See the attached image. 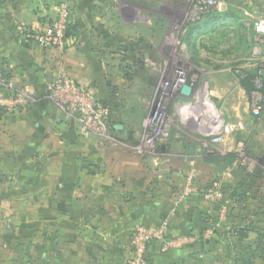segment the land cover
Listing matches in <instances>:
<instances>
[{
    "label": "rangeland",
    "instance_id": "374dc122",
    "mask_svg": "<svg viewBox=\"0 0 264 264\" xmlns=\"http://www.w3.org/2000/svg\"><path fill=\"white\" fill-rule=\"evenodd\" d=\"M1 3L8 7L7 0ZM27 3L56 12L44 33L55 30L63 19L65 37L61 44L34 40L59 57L45 68L49 95L46 91L42 98L26 80L15 83L12 78L6 81L14 91L5 87L0 91L17 97L12 105L0 107V264H60L57 249L75 233L74 219L68 221L75 211L59 207L53 198L59 193L49 192V169L58 175L67 153L140 152L153 173L148 186L162 188L169 180L175 182L173 174L165 173L172 161L164 152L171 150L181 105L192 106L194 123L222 125L216 130L221 141L204 136L205 125L194 130L190 159L183 161L179 182L186 183L194 170L196 190L185 195L181 205L193 197L204 200L200 208L212 209L209 218L218 225L216 236L204 232L214 249L195 253L185 264H264V205L257 215L249 191L252 185L264 189V173L259 177L254 168L255 140L239 142L255 132L264 146V106L256 115L250 94L241 86L244 72L257 73L264 66V38L257 32L264 19V0ZM216 16L223 19L210 32L190 37L192 26ZM184 85L191 88L189 95L182 92ZM209 109L216 115L211 116ZM56 119L67 123L69 130L61 132ZM241 120L246 128L236 131L234 125ZM228 148L233 151H225ZM230 153L237 155L231 164L218 160ZM238 189L247 192L245 199L233 195Z\"/></svg>",
    "mask_w": 264,
    "mask_h": 264
},
{
    "label": "crops",
    "instance_id": "0c3cea01",
    "mask_svg": "<svg viewBox=\"0 0 264 264\" xmlns=\"http://www.w3.org/2000/svg\"><path fill=\"white\" fill-rule=\"evenodd\" d=\"M1 1L4 0H0V6L3 4ZM7 1L8 7H0V70H8L15 83L26 80L31 91H38L45 98L49 89V74L45 68L55 63L59 57H56L54 50H49L53 56L49 55L48 50H45L48 47L41 48L34 40L37 31L44 33L50 29L51 19L56 16V12L51 11L50 7L39 8V3L36 4V9L34 4H26L27 0ZM26 27L31 34H28ZM68 58L70 60L71 55L68 54ZM181 106L178 108L180 120L173 126L171 150L169 153L164 152L165 158L172 163L166 169L161 166L166 174L175 176V182L169 180L171 183L162 184V188L157 185L148 186V178L153 173L148 169L146 156L136 151L99 154L85 149L67 153L65 162L60 163L58 175L49 169V192L59 193L58 199L55 195L53 197L58 200L59 207L75 211L68 218V221L74 219L75 233L72 236L67 235L65 243H60L57 249L60 264H128L134 227L142 224L159 225L165 219L170 222L171 234L193 236V239L180 248L169 250H163L160 242L151 243L147 252V264H185L195 253L214 249L211 237L204 233L210 229L200 230L193 223L197 209L202 211L205 221L212 223L209 218L212 209L200 208L206 202L203 200L200 203L193 197L179 207L175 205L178 191L185 185V182L180 183L179 180L186 165L183 161L190 159L195 141L194 130L204 127L200 122L194 123L190 119L195 116L191 105ZM226 109L222 108L223 111ZM223 111L219 112L225 114ZM216 112L215 109L211 110V116L216 115ZM228 112L231 113V110ZM62 123L64 122L56 119L58 129ZM237 123L238 125H234L235 130L242 132L246 128L245 123L242 120ZM205 126L203 135L210 137L207 133L209 127ZM69 127L67 124L60 130L67 132ZM249 139L256 141L251 142V149L256 151L253 152L257 161L254 168L260 177L264 173V146L257 142L255 132L247 139L241 138L239 142ZM225 151L231 152L233 149L228 148ZM49 155L53 156L51 152ZM100 165L103 167L99 170ZM157 175L160 179L165 176L162 172ZM249 191L252 201L256 203L257 215L261 216L260 205H264V189L252 185ZM246 193L243 189H238L235 196L243 200ZM229 198L232 199L231 196ZM225 202L228 205L229 200L225 199ZM59 216L63 218L61 216L64 215L60 213ZM63 223L66 224L65 221ZM214 226L215 229L210 231L216 236L218 225ZM255 232L258 233L259 229ZM237 248L235 245V249ZM72 251L74 256H70ZM52 253L54 257L57 256L53 251Z\"/></svg>",
    "mask_w": 264,
    "mask_h": 264
},
{
    "label": "built area",
    "instance_id": "2783aa9c",
    "mask_svg": "<svg viewBox=\"0 0 264 264\" xmlns=\"http://www.w3.org/2000/svg\"><path fill=\"white\" fill-rule=\"evenodd\" d=\"M65 25L63 19L56 24V29L49 30L48 34H41L39 37L35 36L40 42L43 44H51L49 42L54 41V43L61 44V40L65 37ZM257 32L264 38V19H262L257 24ZM181 82H184L182 80ZM264 85V66L259 69L257 72V76L255 78V89L250 94L252 98V108L253 112L256 115H259L263 111L264 106V94L261 88ZM2 87L8 88L9 91H14L12 84L6 79H2L0 77V91H2ZM55 97L57 95L53 94ZM10 97L5 96L3 93L0 92V107L7 106L13 101L16 100L14 96L9 95ZM53 96V97H54ZM203 125H210L209 123L205 122L204 120L198 121ZM222 128L221 124H214L213 127L209 126L208 136H212L211 140L213 141H221V137L219 133H216V130ZM193 172L188 173L186 183L181 188L179 194H177L176 199V207H179L183 200H185V195H189V193L196 190L195 184V173ZM190 196V195H189ZM209 196V193L206 195ZM218 196H221V193H218ZM170 222L168 219L163 220L159 225H136L132 232V242H131V257L128 264H147L146 256L148 252V246L151 243L160 242L162 244L163 250L169 249H176L182 247L185 243L191 241L193 236L188 235H173L170 231Z\"/></svg>",
    "mask_w": 264,
    "mask_h": 264
},
{
    "label": "trees",
    "instance_id": "16d2710c",
    "mask_svg": "<svg viewBox=\"0 0 264 264\" xmlns=\"http://www.w3.org/2000/svg\"><path fill=\"white\" fill-rule=\"evenodd\" d=\"M219 19H223L221 18V16H216V17H212L210 19L205 20L202 23L197 24L196 26H192L190 28V37L191 38H195L197 35H203V34H207L208 32L211 31L212 28H214L217 24L219 23L218 20ZM28 34H31L30 32H28ZM67 35V32H66ZM257 76V73H247L244 72L243 76L241 77V85L242 87L246 90V92L248 94H251L253 92V90L256 88L255 87V78ZM0 77L1 78H5V79H11V76L8 73V70H0ZM263 94H264V85L261 88ZM236 154L235 153H230L227 154L225 156H221L218 158V160H224L226 163L231 164L235 159H236ZM213 160V159H210ZM233 195H236L233 193Z\"/></svg>",
    "mask_w": 264,
    "mask_h": 264
},
{
    "label": "water",
    "instance_id": "95a60500",
    "mask_svg": "<svg viewBox=\"0 0 264 264\" xmlns=\"http://www.w3.org/2000/svg\"><path fill=\"white\" fill-rule=\"evenodd\" d=\"M182 92L189 95L191 93V88L188 85H184L182 88ZM67 126V123H62L60 125V129H64ZM193 223L196 225L198 229H215V226L213 223H210L208 221H205L202 218V211L200 209H197L195 212V215L193 217Z\"/></svg>",
    "mask_w": 264,
    "mask_h": 264
}]
</instances>
